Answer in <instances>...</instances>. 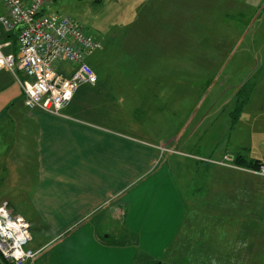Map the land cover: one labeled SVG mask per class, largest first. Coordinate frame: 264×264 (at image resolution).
Returning a JSON list of instances; mask_svg holds the SVG:
<instances>
[{
	"label": "crops",
	"instance_id": "crops-1",
	"mask_svg": "<svg viewBox=\"0 0 264 264\" xmlns=\"http://www.w3.org/2000/svg\"><path fill=\"white\" fill-rule=\"evenodd\" d=\"M198 1L207 8L216 0ZM231 1L241 7L252 3ZM5 13L0 1V16ZM7 41L12 46L4 51L16 52L17 33L2 31L0 43ZM56 68L64 77L75 70L67 62ZM18 76L26 78L21 73ZM110 83L98 75L95 86L85 84L78 89L62 115H52L26 107L14 75L0 71V201L6 200L13 212L29 223L28 248L40 251L35 264H153L163 260L165 264H231L233 255L182 254L188 245L195 249L207 247L209 242V247L216 248L222 246L220 243L241 240L249 247V242H261L264 223L186 224L184 198L172 175L175 167L180 168L192 198L204 199L194 193L203 190L211 195L210 189L217 182L215 168H231L218 162L240 154L226 151L213 158L183 152L179 147L186 144L182 143L185 129L162 145L122 131L120 103L127 94L135 97L134 89L144 87V82ZM164 144L195 162L177 161L171 168L168 161L157 164L159 147ZM197 161L204 163L205 172L200 171ZM199 183L202 187L197 186ZM214 195L209 197L214 204L219 202V209L214 210L232 220V202L227 206L223 197ZM50 244H57L56 248L64 244L63 255L46 256ZM138 250L144 253L140 259Z\"/></svg>",
	"mask_w": 264,
	"mask_h": 264
},
{
	"label": "rangeland",
	"instance_id": "rangeland-1",
	"mask_svg": "<svg viewBox=\"0 0 264 264\" xmlns=\"http://www.w3.org/2000/svg\"><path fill=\"white\" fill-rule=\"evenodd\" d=\"M250 2L241 7L216 0L205 8L198 0H52L46 12L74 18L98 39L88 63L102 80L144 82L134 89L135 97L127 94L120 103L122 131L162 145L185 129L183 152L217 158L228 151L264 160V0ZM159 152L157 164L168 161L170 168L177 161L195 162L184 153ZM197 163L205 172L204 163ZM214 171L211 195L201 190L194 196L204 199H193L185 173L172 170L184 198L185 223H264V177L234 168ZM215 193L223 204L232 202V220L214 210L219 202L209 197ZM220 245H188L182 255H233L231 264H264V239L249 247L241 240ZM56 246H47L45 255H63L64 244ZM143 254L138 250L137 258Z\"/></svg>",
	"mask_w": 264,
	"mask_h": 264
},
{
	"label": "built area",
	"instance_id": "built-area-1",
	"mask_svg": "<svg viewBox=\"0 0 264 264\" xmlns=\"http://www.w3.org/2000/svg\"><path fill=\"white\" fill-rule=\"evenodd\" d=\"M6 13L0 16L2 31L17 33V51L6 53L11 47L0 43V71L8 70L20 84L25 105L52 115L72 101L82 85L95 86L98 75L88 58L99 48L97 38L88 33L74 18L58 13H47L52 0H0ZM67 62L75 66L70 77L61 75L56 65ZM21 73L26 78L21 79ZM161 152L178 153L165 146ZM234 159L225 157L219 165L243 170L264 177V164L259 170L237 167ZM31 241L29 223L15 214L7 202L0 205V254L15 264H35L40 251L28 248Z\"/></svg>",
	"mask_w": 264,
	"mask_h": 264
},
{
	"label": "trees",
	"instance_id": "trees-1",
	"mask_svg": "<svg viewBox=\"0 0 264 264\" xmlns=\"http://www.w3.org/2000/svg\"><path fill=\"white\" fill-rule=\"evenodd\" d=\"M12 38V36H10ZM233 164L237 167L249 169V170H259L260 166L264 164V162H261L256 159H250L246 158L242 155H238L234 161ZM0 264H15L14 262L6 260L2 255L0 254ZM29 264V263H28Z\"/></svg>",
	"mask_w": 264,
	"mask_h": 264
}]
</instances>
